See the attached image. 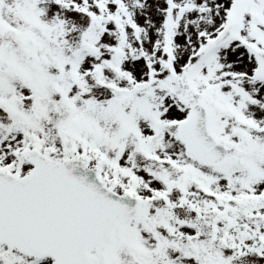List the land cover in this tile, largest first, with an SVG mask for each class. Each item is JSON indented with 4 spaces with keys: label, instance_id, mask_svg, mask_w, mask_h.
I'll list each match as a JSON object with an SVG mask.
<instances>
[{
    "label": "snow or ice",
    "instance_id": "6c2138e0",
    "mask_svg": "<svg viewBox=\"0 0 264 264\" xmlns=\"http://www.w3.org/2000/svg\"><path fill=\"white\" fill-rule=\"evenodd\" d=\"M0 264H264V0H0Z\"/></svg>",
    "mask_w": 264,
    "mask_h": 264
}]
</instances>
